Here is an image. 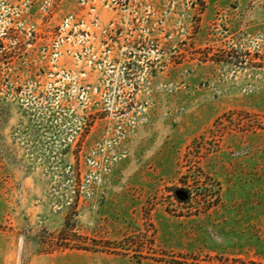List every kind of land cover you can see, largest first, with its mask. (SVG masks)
I'll use <instances>...</instances> for the list:
<instances>
[{"label": "rangeland", "instance_id": "obj_1", "mask_svg": "<svg viewBox=\"0 0 264 264\" xmlns=\"http://www.w3.org/2000/svg\"><path fill=\"white\" fill-rule=\"evenodd\" d=\"M252 263L264 0H0V264Z\"/></svg>", "mask_w": 264, "mask_h": 264}, {"label": "trees", "instance_id": "obj_2", "mask_svg": "<svg viewBox=\"0 0 264 264\" xmlns=\"http://www.w3.org/2000/svg\"><path fill=\"white\" fill-rule=\"evenodd\" d=\"M190 182H191L190 179H186V181H180V184H175L167 188L168 197L170 198L171 206L183 209L185 206L187 207L193 202L194 194ZM63 236H65V233ZM61 240L63 241L62 244H64V246L68 247L70 245L69 243L71 241L70 238L62 237ZM252 264H256V263H252Z\"/></svg>", "mask_w": 264, "mask_h": 264}]
</instances>
